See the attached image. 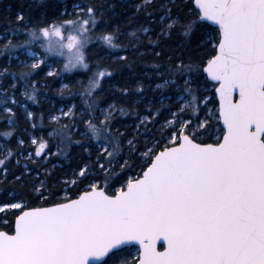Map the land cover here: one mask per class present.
<instances>
[{
  "label": "snow or ice",
  "instance_id": "obj_1",
  "mask_svg": "<svg viewBox=\"0 0 264 264\" xmlns=\"http://www.w3.org/2000/svg\"><path fill=\"white\" fill-rule=\"evenodd\" d=\"M31 11L2 18L0 264H264V0ZM42 71L87 73L80 106L30 110Z\"/></svg>",
  "mask_w": 264,
  "mask_h": 264
},
{
  "label": "trees",
  "instance_id": "obj_2",
  "mask_svg": "<svg viewBox=\"0 0 264 264\" xmlns=\"http://www.w3.org/2000/svg\"><path fill=\"white\" fill-rule=\"evenodd\" d=\"M56 2L57 0H46V5H40L38 0H0V35H3L6 27V24L3 22L2 18L9 13L14 14L17 10L20 9V6L22 4L25 6V9H27V6L31 4V15L35 18H39L41 15H44L46 13L51 14L52 12H54V6ZM64 2L68 4L69 10H71L72 0H64ZM178 39L179 37H174L168 43L175 47ZM149 59H151V57H149ZM0 62H3L2 58H0ZM87 75L88 74L83 71H78L73 74L63 76V79H59L46 77L42 71L39 75H36L34 77L40 85H47L46 87H41L40 92L38 93L41 104L39 106L32 105L30 101H25V103L29 105L30 110H37V108L39 107L40 109L45 110V112H47V110L49 109L58 110L68 103H75L80 106L81 101L78 96L73 95L71 97L65 96L64 98H62L58 90L62 84H68L70 90L73 93L78 92L79 84L77 82L79 80H84L86 83ZM108 87V85H104V92L106 93V95H102V100L112 102V93L108 91ZM133 119L134 118L131 116L118 117V119L114 121V123L117 127H120L122 131L130 130L129 126L133 123ZM42 131L46 134L47 128L43 129Z\"/></svg>",
  "mask_w": 264,
  "mask_h": 264
},
{
  "label": "rangeland",
  "instance_id": "obj_3",
  "mask_svg": "<svg viewBox=\"0 0 264 264\" xmlns=\"http://www.w3.org/2000/svg\"><path fill=\"white\" fill-rule=\"evenodd\" d=\"M53 59H55V60H61L62 61V58H53ZM56 67H59L60 65L59 64H57V65H55ZM73 73H75V72H73ZM73 73H71V74H73ZM63 76H67V75H70V74H68V73H64V74H62Z\"/></svg>",
  "mask_w": 264,
  "mask_h": 264
}]
</instances>
